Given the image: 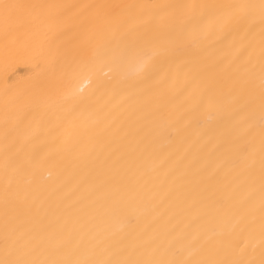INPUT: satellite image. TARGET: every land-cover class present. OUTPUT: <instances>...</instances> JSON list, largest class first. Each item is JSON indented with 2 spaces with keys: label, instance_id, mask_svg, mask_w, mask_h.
<instances>
[{
  "label": "bare ground",
  "instance_id": "6f19581e",
  "mask_svg": "<svg viewBox=\"0 0 264 264\" xmlns=\"http://www.w3.org/2000/svg\"><path fill=\"white\" fill-rule=\"evenodd\" d=\"M0 264H264V0H0Z\"/></svg>",
  "mask_w": 264,
  "mask_h": 264
}]
</instances>
